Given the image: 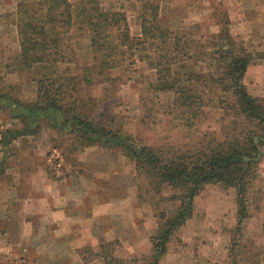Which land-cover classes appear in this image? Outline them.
<instances>
[{"label": "trees", "instance_id": "16d2710c", "mask_svg": "<svg viewBox=\"0 0 264 264\" xmlns=\"http://www.w3.org/2000/svg\"><path fill=\"white\" fill-rule=\"evenodd\" d=\"M86 1L76 5L70 0L18 3V57L22 69L36 82V97L19 101L0 90V101L7 99L6 105L22 122L19 128L6 129L1 141L36 132L44 121L66 135L70 147L100 143L122 148L148 189L160 192L163 184L177 188L173 196L178 206L170 216L163 210L158 213L151 236L153 252L144 264H159L167 242L191 215L194 196L207 183L235 187L234 230L240 233L249 214L251 193L261 179L259 163L264 157V96L251 94L243 81L251 51L229 34L227 22L219 21L217 42L209 51H203L217 56L218 65L196 68V63L190 61L194 50L189 36L161 22L157 3L141 1L140 34L136 35L130 31L125 11L102 9L97 0ZM77 16L89 29L96 61L91 66L97 67L96 72L120 66L127 54L135 53L156 73L153 90L173 93L170 110L175 117L190 126L206 106L220 109L230 119L224 136L213 145L180 151L136 144L128 134L108 127L103 111L97 109L102 98L94 100L88 91L93 74L79 66L71 42L69 31ZM95 254L105 264H137L135 257L116 255L113 241L100 243Z\"/></svg>", "mask_w": 264, "mask_h": 264}, {"label": "rangeland", "instance_id": "374dc122", "mask_svg": "<svg viewBox=\"0 0 264 264\" xmlns=\"http://www.w3.org/2000/svg\"><path fill=\"white\" fill-rule=\"evenodd\" d=\"M98 1L106 9L125 8L132 30H139L138 15L142 9L141 1L145 0ZM150 1L159 5L161 22L174 31H182L189 36L194 50V57L190 61L196 63V68L207 69L211 64L213 67L218 65L217 56L213 57L203 51H209L217 42L218 27L225 22L228 29L229 23L231 24L232 30L229 34L237 40H242L251 51L254 62L264 59V10L257 9L259 0ZM261 1L264 3V0ZM228 9L231 12L230 20ZM243 9L248 13L243 15ZM13 19L16 22V15L12 13L0 15V90L21 101L23 94L27 98L29 92L33 91L34 82L30 74L22 69L17 53L8 45H4L9 36L6 34L7 26ZM187 23V28L177 29L178 24ZM77 25L79 24L72 27L70 38L72 43H77V48L74 47L78 64L80 67L89 65L87 71L95 75L97 67L90 65L91 51L85 46L86 29ZM131 57L126 55L124 66L121 67L117 79L110 82L107 94L106 89L103 91L105 82H94L91 90L88 88L89 93L99 95L94 97V100L102 98L97 104V109L103 111V118L108 127L128 134L136 144L175 148L180 151L213 145L224 136L225 130L230 126V119L225 118L222 110L206 106L193 125L184 124L170 110L173 93L153 90L150 78L154 70L148 65L145 67L141 62L132 61ZM257 83L264 85V80L261 79ZM7 101H0V134L6 129L22 125L21 119L14 116L13 111L6 105ZM16 109H21V106H16ZM45 124L43 121V128L40 126L38 131L27 135L25 143H0V157L2 150L5 154L0 161V170L3 169L0 172L10 167L12 171L18 168L19 154L24 150L22 148L21 151V147L34 145L32 148L38 156V164H44L43 167L52 178L60 180L64 177V182L70 186L83 187L88 213L91 212L92 201L112 202L113 212L110 219L117 225L124 223L128 230L116 233L114 237L103 242L113 241L116 255L124 258L135 257L137 264H144L151 255V236L157 226L158 213L163 210L167 215H171L175 211L179 201L173 195L178 189L163 184L160 192L152 191L148 189L145 181L136 175L133 160L122 148L102 144L70 147L66 135L45 128ZM64 138L65 140H61ZM50 153L52 154L49 156ZM31 164L27 163V168H32ZM43 170L40 171L43 180L47 177L51 180L48 174L45 177ZM92 170L95 175L91 174ZM259 172L261 179L251 193L249 214L243 220L240 233L234 230L236 189L225 187L222 190L215 186L216 183H208L196 197L198 202L192 219L187 220L185 227L172 238L170 250L162 259V264H264V158L259 163ZM8 174L9 179L13 178V172ZM34 178L41 181L39 175ZM10 189L12 193L10 196L8 192L7 198L20 202L16 190L12 187L8 188ZM116 213H128V217L120 218ZM1 226L0 224V229ZM15 230L19 233L18 227ZM99 245L83 246L75 250L83 262L89 263L100 258L95 254L99 251ZM15 259H10L11 263L7 264H13V260L19 264L18 259Z\"/></svg>", "mask_w": 264, "mask_h": 264}, {"label": "crops", "instance_id": "0c3cea01", "mask_svg": "<svg viewBox=\"0 0 264 264\" xmlns=\"http://www.w3.org/2000/svg\"><path fill=\"white\" fill-rule=\"evenodd\" d=\"M21 1L34 0H0V15H9L10 13H12L13 15L15 14L17 16V5ZM70 1H72L74 5H76V3L78 4L80 1L87 3L86 0ZM257 2V9L264 10V3H262L261 0ZM98 4L100 8L106 9L105 7L103 8L100 5L99 1ZM161 9L163 10L164 8L161 7ZM106 10L116 9L107 8ZM120 10L125 11V8H121ZM242 11L243 15H245V13H248L247 11H244V9ZM227 15L230 20L231 12L229 11V9ZM14 20L15 19H13L7 26L8 30L6 34L8 33L9 35L7 39L8 43L4 41V45H8L17 53V55H19L20 46L17 36V24L16 22H14ZM77 23L79 24L77 25V27L81 26L82 29H86L87 37H85V46L87 47V50L89 49L91 51L89 29L87 28V26H85V24L79 21L78 16L77 18H74V22L70 27V31L72 27ZM230 25L231 24L229 23V31L231 32L232 27L230 30ZM0 26H2V24H0ZM188 26V23L184 25L178 24L177 29H184ZM130 31L132 34H140V24L139 30L136 32L132 30V25L130 24ZM72 45L77 48L76 42H73ZM90 53L92 59V63L90 65H92L96 61L92 51ZM131 56L132 61L136 60L138 62H141L145 67L148 65L146 60L140 59L137 54L134 53ZM262 57H264V55ZM124 62L125 60L120 66L103 68L100 72L97 71L95 75L93 74L91 78V84L88 88L91 90L92 84L94 82H105L103 91H105L106 89V93H104L107 94L110 82H113L115 81V79H117V76L120 74L121 67L124 66ZM263 62L264 59H261V61L259 62H254L252 58L248 63L243 75V81L246 84L248 91L253 95L264 96V85H261L262 83H257V81L259 82L261 79L264 80ZM83 67H89V65H85ZM150 81L151 83H154L156 81L155 72H153V75H151ZM33 82V91L29 92L27 98L23 94L24 97H21V100L32 101L35 99L36 82L34 79ZM115 89L116 87H114V90ZM92 93L89 94L93 99L94 97L99 96L94 95V92ZM21 126L22 125H20L19 127ZM44 127L52 129L54 131H58L47 123L44 125ZM41 128H43V126H41ZM1 134V144H7L11 141L22 144L26 142L28 138L27 135H29L30 133L17 134L8 142L1 141ZM95 144L100 143L82 145V147L91 146ZM33 146L24 145L23 147H21V151L22 148L24 150L22 153L20 152L19 154L20 162H18L20 166L18 168H14L12 171L10 167V169L7 168L4 169L3 172H0V224L2 225L0 229V264L11 263L10 259L13 258L18 259L19 264H92L93 262H103V264H105L101 256L100 258H97L92 262H83L81 256L76 252L75 249L83 246L99 245L101 242L109 240L111 237H114L116 233L120 234L128 230V228L126 229L124 223H120L117 225L113 221V219H110L111 212H113L111 210L113 204L112 202H110V200L109 203L108 201L104 202L105 200L92 201V208H90L91 212L88 213L87 211L89 209L87 210V201L84 197L85 193L83 187L81 186L80 188V186H70L68 183L64 182V177L60 180H57V178H52L53 176L51 177V175L47 173L46 168L43 167L44 164L43 166L38 164V156L34 153V149L32 148ZM51 154L52 153H50L49 156ZM125 154L130 158L127 153ZM4 156L5 154L2 150L0 161ZM29 162L32 163V168H27V163ZM41 168H43L44 170ZM42 170L45 173V177L48 174L51 180L48 179L49 177L43 180L44 177L42 178ZM38 171L39 173H37ZM9 172H13V175L11 176L13 178H8ZM91 174L95 175L93 174V170L91 171ZM37 175L41 176V181L35 180L34 177ZM5 177L8 179H6ZM55 183H57V185H55ZM215 183V186L222 190L225 187H233L224 185L219 182ZM9 187H12L13 190H16V192L19 194L18 197L20 199V202H17L13 198H7L8 192L10 196L12 193V189L8 190ZM87 187L90 188L91 186L87 185ZM94 193L96 195V191ZM198 193L193 198L191 215L187 217L184 223L179 226L178 230L175 232L174 235H177L179 230L185 227L187 220L192 219L193 215L195 214V207H197L198 202L196 200V197ZM236 207L237 200L235 208ZM116 214L120 218L128 217V213H124V215L122 213ZM16 227L19 228V233L17 232V230H15ZM174 235L167 242L165 253H163L159 257V264H162V259L165 255H168V251L170 250L169 245L171 242H173L172 238L174 237ZM152 252L153 250H151V254ZM13 264H16V261L13 260Z\"/></svg>", "mask_w": 264, "mask_h": 264}]
</instances>
